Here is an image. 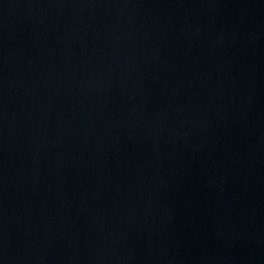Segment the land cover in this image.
Here are the masks:
<instances>
[{
  "label": "water",
  "instance_id": "obj_1",
  "mask_svg": "<svg viewBox=\"0 0 264 264\" xmlns=\"http://www.w3.org/2000/svg\"><path fill=\"white\" fill-rule=\"evenodd\" d=\"M0 264H264V0H0Z\"/></svg>",
  "mask_w": 264,
  "mask_h": 264
}]
</instances>
